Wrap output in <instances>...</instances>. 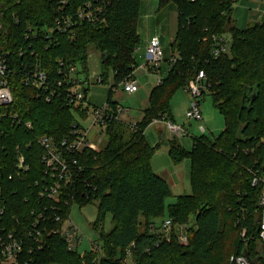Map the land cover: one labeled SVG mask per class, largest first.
<instances>
[{
	"label": "trees",
	"instance_id": "obj_1",
	"mask_svg": "<svg viewBox=\"0 0 264 264\" xmlns=\"http://www.w3.org/2000/svg\"><path fill=\"white\" fill-rule=\"evenodd\" d=\"M170 1L177 8L178 27L170 43L175 61L149 92L142 119L135 129L122 120L107 121L105 146L71 155L82 168L77 172L80 179L62 182L61 198L55 201L38 196L45 173L36 138L48 136L59 144L72 138L76 114L86 119L85 110L74 112L66 106L65 94L73 85L70 67L78 62L86 68L90 46L104 56L102 83L112 71L106 104L115 111L113 89L133 77L138 67L135 51L140 43L137 24L142 0H0V51L8 53L13 70L12 112L31 123L27 129L6 122L0 134L1 205L5 208L0 231L23 236L36 219L40 229H48L41 232V249L27 234L23 236L33 251L25 250L20 264H125V252L132 243L130 264H230V256L241 253L252 264H264L257 218L251 214L257 191L251 188L244 168L264 159V20L239 30L232 18L239 0L159 3ZM59 19L71 22L67 32H57ZM214 35L230 37L227 53L213 56ZM35 68L44 69L52 82L62 81L60 97L47 102L37 98L34 88L21 84L20 75ZM201 70L203 95H211L225 124L213 141L204 135L194 138L190 151L177 138L168 141L173 163L190 162V192L173 196L166 179L152 170L156 148L146 141L145 130L154 120H171L172 96ZM257 144L253 153L244 151ZM16 146L29 165L21 177H15ZM172 197L175 202L167 204ZM90 203L98 211L93 228L103 242L102 252L69 251L60 234L50 231L60 226L53 218L58 215L63 220L72 205ZM107 214L112 216V228L105 233L102 223ZM165 219L174 224L170 237L160 230ZM178 225L188 226L186 245L177 239ZM241 227L246 229V242Z\"/></svg>",
	"mask_w": 264,
	"mask_h": 264
},
{
	"label": "built area",
	"instance_id": "obj_2",
	"mask_svg": "<svg viewBox=\"0 0 264 264\" xmlns=\"http://www.w3.org/2000/svg\"><path fill=\"white\" fill-rule=\"evenodd\" d=\"M194 1V0H191ZM87 19H91V15L87 16ZM72 24L68 20L59 19L56 22L55 28L57 32H67V28ZM0 27H1V14H0ZM54 28V29H55ZM54 29H51V33L54 32ZM50 33V34H51ZM51 36V35H50ZM46 38L50 37L46 36ZM213 41V56L217 57L224 52L227 53L230 49V42L227 40V37L224 35L221 36H212ZM23 52L20 51V54ZM8 53L0 51V134L3 131V125L6 122H10L12 125L24 126L27 129L31 128V123L25 122L23 119L19 118L18 114L12 112L14 106V94L12 89V76L13 70L10 67ZM146 57H147V68L150 71L157 72L160 69V61L164 57L163 50L160 46V43L157 38H152L146 48ZM175 58L169 60V64L173 63ZM61 65V63H60ZM70 81L73 84L70 89L67 90L65 94V104L72 111L77 109L86 111V118L89 114V106L85 101L84 91L76 89L79 81H76L72 78V73L75 72V66L70 67ZM204 72L199 71L198 75L194 80L189 81V83L184 87V91L190 96V102L188 109L186 110L187 120L201 121L203 120L202 112L200 108L199 98L203 95L205 86L203 84ZM20 82L24 87H32L37 91V98H44L47 102L52 99L58 98L61 95L62 81L60 79L54 80L53 82L49 79L47 72L44 69L35 68L24 71L20 75ZM98 83H102V78H98ZM161 83V79H158L157 83ZM123 88V91L127 94L136 93L138 90V84L133 77L127 79L120 85ZM127 110H124L120 106H117L113 112L108 104H105L102 107H92V122L91 125H99L100 127H105L107 121L112 119L122 120L124 114ZM78 116L79 115H75ZM80 118V117H79ZM81 119V118H80ZM153 122H162L166 131H168L169 138H177L181 135L187 134V130L183 126L175 124L170 119L163 120H154ZM132 129H135L136 122H129ZM201 132L204 134L206 128L204 126L200 127ZM89 128L85 129L82 124L76 119L72 125L71 139H63L59 144H55L53 139L48 136H39L36 138V144L42 150L41 161L44 165V179L38 190V196L47 200H59L61 198V190L63 189L62 182H77L80 177L77 172H82V168L77 166L75 159L71 158V155L80 154L84 150L96 149L94 145L88 139ZM260 144L256 146L248 147L244 151L246 153H253L256 151ZM15 177H21L24 173L29 170V165L26 163L23 153L20 150L19 146L15 148ZM245 170L250 175V186L252 189L257 191V197L255 200V207L251 214H255L257 218V239L258 245L261 249L260 251L264 253V159L255 160L250 165H244ZM11 178V177H10ZM35 185H38V182H35ZM65 201V200H64ZM67 201H65L66 203ZM244 211V204L242 206ZM5 208L1 205V186H0V219L3 218ZM47 219V218H46ZM46 219L44 222H46ZM54 222L60 223V226L54 230H50L51 233L60 234L64 239L67 249L69 251H77L79 242L82 240V236L79 233L77 227H75L69 216L62 220L60 216H54ZM31 224V223H30ZM39 220L36 219L29 228L27 227L24 233L27 234L28 238L32 240V244H36L39 249L43 247V240L41 239V232L43 230L48 231V229L43 226L41 229L38 227ZM173 223L170 219H165L160 230L163 233L169 234L173 228ZM187 225H178L176 228L178 231V238L181 244H187V234L186 229ZM26 234H23L25 236ZM80 234V235H79ZM22 235V234H21ZM19 236L15 231H0V264H20L23 260V252L25 250L28 253L33 251L32 245H26V242L23 240L24 237ZM241 237L245 242L247 241L246 229L241 227ZM29 239V241H30ZM134 243L130 247H133ZM128 248L126 250V255L124 262L125 264L130 263L132 249ZM92 249L99 250V247L94 246ZM230 264H252L250 259L244 254H234L230 256Z\"/></svg>",
	"mask_w": 264,
	"mask_h": 264
},
{
	"label": "rangeland",
	"instance_id": "obj_3",
	"mask_svg": "<svg viewBox=\"0 0 264 264\" xmlns=\"http://www.w3.org/2000/svg\"><path fill=\"white\" fill-rule=\"evenodd\" d=\"M138 14L137 32L140 43L135 51L138 67L134 75L139 90L137 93L127 94L121 86L113 89V100L117 101L121 108L127 110L126 114L122 117L124 122H137L142 119L143 110L147 104V91L159 79V73L162 72L163 75L166 71L168 61L173 55L170 43L174 40L176 27H178L177 8L174 1L160 6L159 0H142ZM154 37L158 39L164 53V57L159 64L162 70L160 69L156 73L148 70L146 65L148 61L146 58V48L150 40ZM226 37L227 40H230L228 35ZM104 72L106 71L102 65L101 54L93 46H90L86 55V68H83L77 62L75 72L71 75L74 80L79 81L76 89L84 91L85 101L90 109L86 119H80L78 116H75V118L85 129L89 128L87 136L96 149L103 148L107 142L104 127H100L99 125L90 126L92 122V107H102L106 104L109 86L113 84L112 71L108 73L105 83L97 82L98 78L104 75ZM210 96L202 95L199 98L203 117L201 121L187 120L185 115L186 111L184 110L190 102V96L184 90H178L171 98L170 118L179 126L185 124L183 127L187 130V134L181 135L178 143L187 151L191 150L194 138H199L201 135H204L213 141L224 128L225 123L223 117L214 107ZM159 123L161 126H164L162 122ZM201 126L206 128L204 134L200 130ZM158 129L159 125L153 122L145 130L146 141L152 147L156 148L155 155L151 158L152 170L163 178L165 177L166 181L171 184L173 196H176L179 192L188 194L190 192V162L183 160L179 164L173 163L168 154V141L171 139L168 138V131L164 127L160 132ZM174 202L175 197L167 199V204ZM97 214V208L92 203L81 207L78 204H74L70 208V221L78 228L82 236V240L79 242L80 244L77 248L79 253L88 252L94 246L99 247V251L102 252L103 242L100 239L99 232L93 228V224L97 221ZM161 221L158 220L156 223L159 224ZM191 223L192 220L188 226ZM102 224L105 233H108L112 228V216L107 214ZM177 232L179 233L180 231L177 230ZM163 236L170 237V233H163Z\"/></svg>",
	"mask_w": 264,
	"mask_h": 264
},
{
	"label": "crops",
	"instance_id": "obj_4",
	"mask_svg": "<svg viewBox=\"0 0 264 264\" xmlns=\"http://www.w3.org/2000/svg\"><path fill=\"white\" fill-rule=\"evenodd\" d=\"M232 18L234 21V25L236 27H238L239 30H244L248 26H250L251 24L253 25L255 23L262 22L264 20V0H239V1H237L233 7ZM169 68H170V64L168 61V65L166 66V71H165V73H163V75H162V72L159 73L160 74L159 79H162L165 77ZM160 69H161V66H160ZM157 81H156V83H157ZM156 83L152 84V86L148 89L147 98H148V94L151 91V89L157 85ZM138 90H139V87H138ZM138 90H137V92H138ZM147 104H148V102H147ZM147 104H146V106H147ZM188 105L184 111H186L188 109ZM155 123H157L159 125L158 131L160 132V130L163 129L164 126H161L159 122H155ZM184 125H182V126H184ZM168 138H169V136H168ZM169 185L171 187V184H169ZM180 194H182V193L179 192V193H177L176 196H178Z\"/></svg>",
	"mask_w": 264,
	"mask_h": 264
},
{
	"label": "water",
	"instance_id": "obj_5",
	"mask_svg": "<svg viewBox=\"0 0 264 264\" xmlns=\"http://www.w3.org/2000/svg\"><path fill=\"white\" fill-rule=\"evenodd\" d=\"M101 57H104L103 54L101 55Z\"/></svg>",
	"mask_w": 264,
	"mask_h": 264
}]
</instances>
